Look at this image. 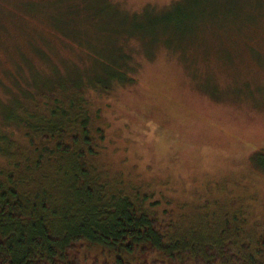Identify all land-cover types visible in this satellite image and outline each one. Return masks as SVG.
I'll return each mask as SVG.
<instances>
[{
	"label": "rangeland",
	"instance_id": "374dc122",
	"mask_svg": "<svg viewBox=\"0 0 264 264\" xmlns=\"http://www.w3.org/2000/svg\"><path fill=\"white\" fill-rule=\"evenodd\" d=\"M195 1L204 12L185 20L189 30L174 23L166 31L163 17L179 6L190 11ZM28 120L72 121L82 139L83 129L90 131L92 173L104 172L107 182L122 176L149 194L164 219L172 212L202 215L209 204L217 213L210 221L236 214L231 225L258 236L264 0H0V171L20 176L17 160L47 158V136L31 137ZM9 143L11 155L2 157ZM38 167L44 184L49 164Z\"/></svg>",
	"mask_w": 264,
	"mask_h": 264
},
{
	"label": "trees",
	"instance_id": "16d2710c",
	"mask_svg": "<svg viewBox=\"0 0 264 264\" xmlns=\"http://www.w3.org/2000/svg\"><path fill=\"white\" fill-rule=\"evenodd\" d=\"M198 2L190 5V11L179 6L181 10L174 11L170 19L163 17L165 30L180 23L188 31L185 20L193 19V11L204 12ZM159 21L145 22L154 25ZM121 75L115 73L114 77L125 81ZM60 85L62 93L66 83ZM28 92L25 97L30 99L34 92ZM54 102L53 113L57 114L58 99ZM68 112L64 110L61 117ZM28 121L30 136L32 132L46 134L44 141L49 145L43 148L48 154L41 157L35 148L39 154L36 161L28 156L17 160L15 166L24 169L20 176L17 170L0 171V264H264V232L254 237L242 225L232 226L228 218L238 221L236 214L234 219L227 216L219 222L210 221L217 213L207 204L202 215L191 212L181 218L172 212L164 219L158 205L148 204L149 194L133 190L122 176H111L112 182H107L104 172L92 173L91 156L96 152L90 131L83 129L86 138L82 139L71 128L72 121L68 125L42 121L50 128L40 121ZM70 133L72 141L64 142L63 136ZM30 144L33 147L35 140ZM10 152L9 143L2 157L9 158ZM44 160L51 171L43 175L52 176L42 184L43 171L38 164ZM248 239L250 242H244Z\"/></svg>",
	"mask_w": 264,
	"mask_h": 264
},
{
	"label": "bare ground",
	"instance_id": "6f19581e",
	"mask_svg": "<svg viewBox=\"0 0 264 264\" xmlns=\"http://www.w3.org/2000/svg\"><path fill=\"white\" fill-rule=\"evenodd\" d=\"M131 187V186H130ZM134 190V188H132ZM139 195V194H138ZM152 196V195H151ZM146 198V197H145Z\"/></svg>",
	"mask_w": 264,
	"mask_h": 264
}]
</instances>
